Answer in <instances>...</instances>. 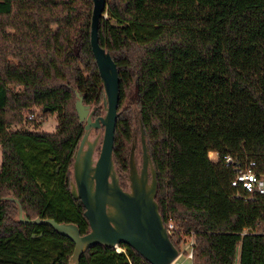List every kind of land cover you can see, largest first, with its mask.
I'll return each mask as SVG.
<instances>
[{
    "label": "trees",
    "instance_id": "16d2710c",
    "mask_svg": "<svg viewBox=\"0 0 264 264\" xmlns=\"http://www.w3.org/2000/svg\"><path fill=\"white\" fill-rule=\"evenodd\" d=\"M92 9V0H0V264H69L74 248L48 226L17 223L9 197L29 220L89 231L69 181L84 133L76 92L103 114ZM105 15L99 45L119 77L116 169L128 172L137 116L176 249L192 232L194 264H264V196L232 186L235 169L222 162L229 155L264 178V0H106ZM35 109L57 115L56 132L28 128ZM119 248L96 245L80 264H149Z\"/></svg>",
    "mask_w": 264,
    "mask_h": 264
},
{
    "label": "water",
    "instance_id": "95a60500",
    "mask_svg": "<svg viewBox=\"0 0 264 264\" xmlns=\"http://www.w3.org/2000/svg\"><path fill=\"white\" fill-rule=\"evenodd\" d=\"M92 1L90 46L103 89V114L95 118L98 108L85 105L84 97L76 92L75 110L84 133L72 156L69 181L70 195L73 200L81 202L89 231L80 235L74 224H59L40 218L29 220L17 199H7L16 204L17 223L48 226L73 243L69 264H80L82 255L96 245L114 249L127 245L149 264H173L178 250L170 241L159 214L155 200L158 189L156 171L137 116L127 174H120L114 164L119 77L114 61L99 45L98 25L100 18H105L106 0ZM93 132H97L94 137L91 136ZM138 144L141 149L139 167L135 155ZM122 180L126 188L121 186Z\"/></svg>",
    "mask_w": 264,
    "mask_h": 264
},
{
    "label": "built area",
    "instance_id": "2783aa9c",
    "mask_svg": "<svg viewBox=\"0 0 264 264\" xmlns=\"http://www.w3.org/2000/svg\"><path fill=\"white\" fill-rule=\"evenodd\" d=\"M222 162L226 167H233L235 169L236 179L233 183H231L232 186H236L239 183H242V187L247 191L256 192L257 194L264 196V178L255 176L251 171V168H247L245 170L240 169L238 160L229 155L223 156ZM251 166H253L252 163H250V167ZM173 230V224L169 223L166 227L167 234L169 236L172 235ZM186 263L194 264V239L192 232L190 233V239L178 251V256L173 262V264Z\"/></svg>",
    "mask_w": 264,
    "mask_h": 264
},
{
    "label": "rangeland",
    "instance_id": "374dc122",
    "mask_svg": "<svg viewBox=\"0 0 264 264\" xmlns=\"http://www.w3.org/2000/svg\"><path fill=\"white\" fill-rule=\"evenodd\" d=\"M106 17V15H104ZM40 110L39 109H35L34 110V115L37 116L36 120L30 124V126H28V128L30 130H37V131H40V132H44V133H54L56 132L57 130V127H58V119H57V115L54 114V115H40ZM21 127L19 126H16V125H13L10 127V131H15V130H19ZM97 132H93L92 133V137H94L96 135ZM135 155H136V162H137V165L138 167L140 166V162H141V149H140V145L138 144L137 145V148H136V152H135ZM211 158H216L215 154L213 155H210ZM0 164H1V150H0ZM125 188H126V184H125ZM12 218L14 220H17V211L16 213H13L12 214ZM117 251H118V248H115ZM119 252V251H118ZM186 264H189V263H186Z\"/></svg>",
    "mask_w": 264,
    "mask_h": 264
},
{
    "label": "bare ground",
    "instance_id": "6f19581e",
    "mask_svg": "<svg viewBox=\"0 0 264 264\" xmlns=\"http://www.w3.org/2000/svg\"><path fill=\"white\" fill-rule=\"evenodd\" d=\"M118 251H121V249L118 247Z\"/></svg>",
    "mask_w": 264,
    "mask_h": 264
},
{
    "label": "crops",
    "instance_id": "0c3cea01",
    "mask_svg": "<svg viewBox=\"0 0 264 264\" xmlns=\"http://www.w3.org/2000/svg\"><path fill=\"white\" fill-rule=\"evenodd\" d=\"M1 150V149H0Z\"/></svg>",
    "mask_w": 264,
    "mask_h": 264
}]
</instances>
